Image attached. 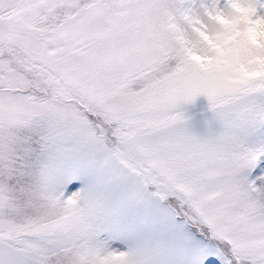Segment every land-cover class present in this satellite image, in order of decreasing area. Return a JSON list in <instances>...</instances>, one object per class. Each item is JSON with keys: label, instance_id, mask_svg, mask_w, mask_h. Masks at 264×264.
I'll use <instances>...</instances> for the list:
<instances>
[{"label": "snow or ice", "instance_id": "obj_1", "mask_svg": "<svg viewBox=\"0 0 264 264\" xmlns=\"http://www.w3.org/2000/svg\"><path fill=\"white\" fill-rule=\"evenodd\" d=\"M0 264H264V0H0Z\"/></svg>", "mask_w": 264, "mask_h": 264}, {"label": "rangeland", "instance_id": "obj_2", "mask_svg": "<svg viewBox=\"0 0 264 264\" xmlns=\"http://www.w3.org/2000/svg\"><path fill=\"white\" fill-rule=\"evenodd\" d=\"M186 114L190 118L188 123L190 128L196 132L201 133L205 130L204 122L205 118L210 116L207 111V101L204 97H197L195 102L191 105H187Z\"/></svg>", "mask_w": 264, "mask_h": 264}]
</instances>
